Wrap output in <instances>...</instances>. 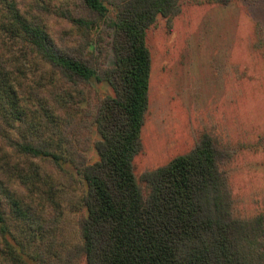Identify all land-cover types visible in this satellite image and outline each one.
I'll list each match as a JSON object with an SVG mask.
<instances>
[{
  "label": "rangeland",
  "instance_id": "rangeland-1",
  "mask_svg": "<svg viewBox=\"0 0 264 264\" xmlns=\"http://www.w3.org/2000/svg\"><path fill=\"white\" fill-rule=\"evenodd\" d=\"M179 7L170 25L158 17L147 35L150 104L134 173L140 179L209 134L233 153L221 164L232 216L254 221L264 216V0H179ZM72 10L71 0H0V113L7 109L2 103L8 89L17 96L18 111L34 117L39 134L53 143L63 162L76 152L93 162L98 132L92 113L112 93L110 86L92 79L80 91L68 90L31 54L13 25L18 16L36 14L56 42L74 48L86 43V57L112 65L114 8L109 6L107 19L86 39L65 17ZM2 123L0 118L6 232L0 235V264H85L84 257H73L84 212L82 177L66 169L68 164L59 171L44 158L15 153L4 140L11 127ZM10 198L22 201L24 214Z\"/></svg>",
  "mask_w": 264,
  "mask_h": 264
},
{
  "label": "trees",
  "instance_id": "trees-1",
  "mask_svg": "<svg viewBox=\"0 0 264 264\" xmlns=\"http://www.w3.org/2000/svg\"><path fill=\"white\" fill-rule=\"evenodd\" d=\"M71 1L73 10L65 17L85 39L98 21L107 19L109 6L114 8L109 24L112 65L101 66L86 57V43L74 48L56 42L36 14L18 16L13 25L31 54L68 90L80 91L92 79L110 86L112 93L99 100L92 113L97 159L90 162L76 152L63 162L53 143L39 134L34 117L18 111L17 96L8 89L2 103L7 109L0 118L2 126L11 127L4 136L8 148L24 157L44 158L59 171L68 164L66 169L82 177L84 212L73 257H84L85 264H264V216L254 221L232 216L221 164L233 153L211 135L202 134L188 153L140 179L134 173L150 104L147 35L158 17L170 25L180 13L179 0ZM10 14L17 16L13 7ZM10 201L24 214L22 201ZM5 226L0 207L1 236Z\"/></svg>",
  "mask_w": 264,
  "mask_h": 264
}]
</instances>
